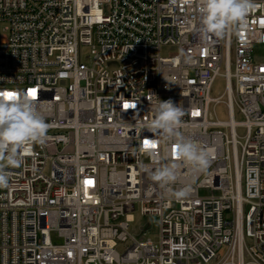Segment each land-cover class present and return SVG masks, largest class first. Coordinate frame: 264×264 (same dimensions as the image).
<instances>
[{
  "label": "built area",
  "instance_id": "2783aa9c",
  "mask_svg": "<svg viewBox=\"0 0 264 264\" xmlns=\"http://www.w3.org/2000/svg\"><path fill=\"white\" fill-rule=\"evenodd\" d=\"M253 3L223 36L203 37L198 0H0V93H34L48 129L6 169L0 264H264V61L253 56L264 0ZM159 100L212 150L207 170L146 129ZM170 162L186 198L151 178Z\"/></svg>",
  "mask_w": 264,
  "mask_h": 264
},
{
  "label": "clouds",
  "instance_id": "9594fccd",
  "mask_svg": "<svg viewBox=\"0 0 264 264\" xmlns=\"http://www.w3.org/2000/svg\"><path fill=\"white\" fill-rule=\"evenodd\" d=\"M254 6L253 0H198L201 36H223ZM15 94L11 100L0 96V188L9 186L6 169L19 167L20 153L28 145L44 143L48 130L33 99L26 93ZM184 115V110L171 100H159L154 118L146 129L159 135L163 141L170 142L175 149L172 155L192 172H203L210 166L212 150H205L182 135L179 129ZM179 168L176 162L162 163L151 177L169 197L177 200L188 197L191 192L190 185L178 190L171 188L178 180Z\"/></svg>",
  "mask_w": 264,
  "mask_h": 264
},
{
  "label": "rangeland",
  "instance_id": "374dc122",
  "mask_svg": "<svg viewBox=\"0 0 264 264\" xmlns=\"http://www.w3.org/2000/svg\"><path fill=\"white\" fill-rule=\"evenodd\" d=\"M89 56H90V48L89 47H83L81 49V58L84 62L88 63L89 60ZM259 62L264 61V47L260 46V45H256L255 50H254V55H253ZM224 88H225V83H224V79L222 78H218L215 85H214V89H213V95L215 97H219L221 95H223L224 93ZM216 115L218 117V119L220 121H227L228 120V116H227V112L226 109L223 105H218L216 107ZM237 120H240V117L237 118ZM242 130L239 129L238 133L242 134ZM202 195H207L208 191H201ZM126 212L128 214H132L134 215L135 219H136V223L133 225V229H135V231H140L143 228V218L141 217L140 214V206L133 204V205H128L126 207ZM157 225H154V232L150 233L147 235V238L152 239L153 241L157 240V234H158V230H157ZM125 249L124 246H121L119 248V250L121 252H123Z\"/></svg>",
  "mask_w": 264,
  "mask_h": 264
},
{
  "label": "snow or ice",
  "instance_id": "6c2138e0",
  "mask_svg": "<svg viewBox=\"0 0 264 264\" xmlns=\"http://www.w3.org/2000/svg\"><path fill=\"white\" fill-rule=\"evenodd\" d=\"M15 95H16L15 93H11V92H2V93H0V96H3V97H5L6 99H9V100L13 99L15 97ZM29 95L30 96H34L35 94L34 93H29ZM145 144H146V146H153L154 147V145H149L147 141L145 142ZM174 152H175V149H173V153Z\"/></svg>",
  "mask_w": 264,
  "mask_h": 264
}]
</instances>
